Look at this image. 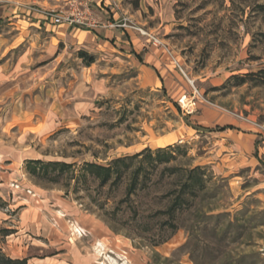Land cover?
I'll list each match as a JSON object with an SVG mask.
<instances>
[{"label": "rangeland", "instance_id": "374dc122", "mask_svg": "<svg viewBox=\"0 0 264 264\" xmlns=\"http://www.w3.org/2000/svg\"><path fill=\"white\" fill-rule=\"evenodd\" d=\"M116 1L140 41L35 11L66 0H0L1 251L53 255L66 216L96 264H264V0Z\"/></svg>", "mask_w": 264, "mask_h": 264}, {"label": "crops", "instance_id": "0c3cea01", "mask_svg": "<svg viewBox=\"0 0 264 264\" xmlns=\"http://www.w3.org/2000/svg\"><path fill=\"white\" fill-rule=\"evenodd\" d=\"M115 4H113L112 1L110 0H93L94 5L96 6V8L98 9L99 12H97L96 14H98L97 16L104 22H111L112 20H116V19H123L126 18L123 15V11H118L120 10V6L118 4V2L116 0ZM144 1V0H143ZM118 9V10H116ZM111 13V15L107 16V13ZM51 23V22H50ZM62 24L60 25H51L52 27H60ZM63 30H61L60 34H66L67 31H69V33H71L73 36H77V40L79 41L80 38H89L90 39H101L103 41H107V38L109 37V35H113V31L115 30V28H111V27H104V28H99V29H89L83 26H77V25H65V27L62 28ZM119 31H117L118 35H125L126 39L129 41H133V38H135L137 41H140V38L134 34H132L133 32H128L127 30L123 29L122 27H118ZM100 32H103V34H101ZM103 35V36H102ZM131 53L137 57V59L139 60L140 63H142L143 65H148L147 64V60L146 57L148 54V52H146L143 55V59L140 55V53L135 49L133 50L131 48ZM169 65H171V63H168ZM172 70L170 71H174V73H176V69L173 66H170ZM170 75V74H167ZM158 79V78H157ZM221 128V127H220ZM226 127L223 130H225ZM256 154V153H255ZM51 211V210H50ZM55 212H58V210H53ZM28 214V219L32 218L30 216V213ZM32 214V213H31ZM51 215H55L51 212ZM64 215V214H63ZM29 219V220H30ZM54 222L51 224L49 230L50 233L52 234L49 238L48 241L50 243H58L59 244V248L56 250V253H54L51 256H47L44 259H39V258H34V260L36 261H40V264H96L95 261L98 260L96 255L98 254L99 251V247H101V245H103V241L100 239H97L96 237H89L87 236L88 234H86V231L89 230V234L91 233L90 229L93 226L92 224H90L89 229L87 227H82L80 224V222H78L79 217H73V218H69L67 219L66 216L65 217H53ZM88 221V220H87ZM68 222H71V225L68 224ZM82 229H85L84 232H82ZM96 231V230H95ZM66 233V234H65ZM51 239H54L55 242L50 241ZM67 245V246H66ZM65 246V248H64ZM55 261V262H53ZM38 262H34L33 264H38Z\"/></svg>", "mask_w": 264, "mask_h": 264}, {"label": "built area", "instance_id": "2783aa9c", "mask_svg": "<svg viewBox=\"0 0 264 264\" xmlns=\"http://www.w3.org/2000/svg\"><path fill=\"white\" fill-rule=\"evenodd\" d=\"M115 4L114 0H110ZM65 6L68 8L59 7L58 9H44L36 8L38 12L45 20L53 23L54 25L66 24V25H77L83 26L89 29H99L103 27H113V26H125L126 18L122 19V23L113 24L110 22L102 21L98 16H96L90 9L88 0H66ZM146 35L151 43L155 46H161L164 48L162 42L152 33L141 32ZM166 52L169 54L172 62L177 65L176 60L170 54L168 49ZM190 104V102H189ZM194 104V103H193Z\"/></svg>", "mask_w": 264, "mask_h": 264}, {"label": "trees", "instance_id": "16d2710c", "mask_svg": "<svg viewBox=\"0 0 264 264\" xmlns=\"http://www.w3.org/2000/svg\"><path fill=\"white\" fill-rule=\"evenodd\" d=\"M78 56L81 57L83 59V61L85 62L86 65H90L93 61H94V56L92 55H88L85 51L83 50H79L78 51ZM255 76H259L262 77L264 79V68L258 70L256 73H254ZM244 80L241 78L239 81V84L243 83ZM225 127H221L218 128L219 130L224 129ZM147 153L149 155H151L150 151H147ZM30 163H40L39 160H30ZM200 168L196 167V168H192L188 171L189 174H194L197 170H199ZM190 184V182H186V184H184V187H186L188 189V185ZM180 199L183 201V199L185 200V198H182L181 196H179L177 198V201L174 202V206L175 207L177 204L179 203L178 201H180ZM174 209V208H173ZM0 264H27V258H11L7 255H5L1 249H0Z\"/></svg>", "mask_w": 264, "mask_h": 264}, {"label": "bare ground", "instance_id": "6f19581e", "mask_svg": "<svg viewBox=\"0 0 264 264\" xmlns=\"http://www.w3.org/2000/svg\"><path fill=\"white\" fill-rule=\"evenodd\" d=\"M185 100V99H184ZM184 105V104H183Z\"/></svg>", "mask_w": 264, "mask_h": 264}]
</instances>
